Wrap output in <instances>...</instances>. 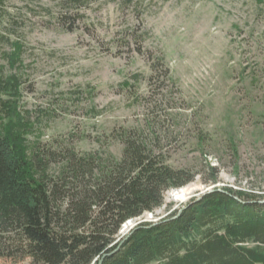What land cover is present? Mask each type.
Here are the masks:
<instances>
[{"label":"rangeland","instance_id":"1","mask_svg":"<svg viewBox=\"0 0 264 264\" xmlns=\"http://www.w3.org/2000/svg\"><path fill=\"white\" fill-rule=\"evenodd\" d=\"M0 15V78L19 82L31 150L118 159L121 133L143 131L194 176L117 241L217 189L264 196V0H4Z\"/></svg>","mask_w":264,"mask_h":264},{"label":"trees","instance_id":"2","mask_svg":"<svg viewBox=\"0 0 264 264\" xmlns=\"http://www.w3.org/2000/svg\"><path fill=\"white\" fill-rule=\"evenodd\" d=\"M62 2L74 8L83 0ZM20 52L14 44L11 65ZM1 94L9 98H0V258L31 264H264V196L242 190L208 193L117 241L125 223L161 208L166 192L194 176L169 167L136 130L119 136L118 159L68 150L44 156L30 149L33 124L17 110L15 76L0 78ZM50 161L60 162L52 175ZM210 182H217L216 175Z\"/></svg>","mask_w":264,"mask_h":264},{"label":"water","instance_id":"3","mask_svg":"<svg viewBox=\"0 0 264 264\" xmlns=\"http://www.w3.org/2000/svg\"><path fill=\"white\" fill-rule=\"evenodd\" d=\"M215 191V190H214ZM214 191H212V192H214ZM217 191H219V189H217ZM211 192V191H210ZM198 200V199H197ZM262 203H264V202H262ZM180 213V212H179ZM178 213V214H179ZM157 222V221H156ZM156 222H154V223H156ZM121 244H119V246H120ZM117 251V250H116Z\"/></svg>","mask_w":264,"mask_h":264},{"label":"bare ground","instance_id":"4","mask_svg":"<svg viewBox=\"0 0 264 264\" xmlns=\"http://www.w3.org/2000/svg\"><path fill=\"white\" fill-rule=\"evenodd\" d=\"M128 222H130V221H128ZM128 222H127V223H128Z\"/></svg>","mask_w":264,"mask_h":264}]
</instances>
